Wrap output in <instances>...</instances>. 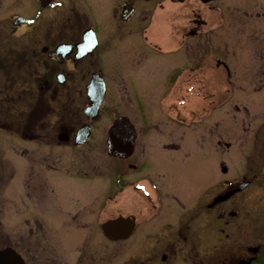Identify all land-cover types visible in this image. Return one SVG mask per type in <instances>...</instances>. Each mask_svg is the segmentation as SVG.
Instances as JSON below:
<instances>
[{
	"label": "flooded vegetation",
	"instance_id": "af4514ba",
	"mask_svg": "<svg viewBox=\"0 0 264 264\" xmlns=\"http://www.w3.org/2000/svg\"><path fill=\"white\" fill-rule=\"evenodd\" d=\"M216 1L0 0V29L10 28L18 47L0 58V144L9 151L0 155V264H120L134 254L123 264H264V243L253 252L245 245L247 215L228 206L253 181L230 193L238 181L231 187V178L224 180L228 197L214 201L215 154L208 151L209 171L203 158L201 168L208 176L190 200L180 175L189 137L185 143L161 129L195 123L204 94L214 118L219 77L232 94L224 61L234 55H222H230L226 42L217 46L215 38L230 20L223 8L215 13ZM255 4H241L243 17L258 19ZM65 7L71 13L56 22ZM263 46L257 42L262 71L234 77L246 79L237 93L264 90ZM147 76L154 83L138 89L134 80ZM87 153L104 155L108 166H87ZM151 155L165 165L148 170ZM192 157L198 156L188 153L186 160ZM53 174L90 183L76 185L75 193L55 185ZM189 182L184 187L192 188ZM129 190L143 220L137 211L105 220L86 214L88 197L98 211L102 201L117 204Z\"/></svg>",
	"mask_w": 264,
	"mask_h": 264
},
{
	"label": "rangeland",
	"instance_id": "374dc122",
	"mask_svg": "<svg viewBox=\"0 0 264 264\" xmlns=\"http://www.w3.org/2000/svg\"><path fill=\"white\" fill-rule=\"evenodd\" d=\"M237 1V2H236ZM217 0V10L215 13H219V9L223 10L229 15V22L217 29L215 31L216 43L218 45L227 46L225 51H229L230 55L224 54V56H232L231 61L225 59V64L229 66L231 72L232 81L231 86L232 94H225V89L230 87L227 78L218 77L216 81V93H214L215 111L214 118H208L209 98L207 94L200 97L199 103H202V110L199 111V115H195V123L187 124L183 127H175V124H168L167 127H161L165 129L166 133L173 136L183 135V140L189 137L191 146L187 147L186 144L183 146V159L184 167L180 170L183 181V193L189 197L190 200L194 198L197 188L201 187L202 177L208 176L204 175L202 167L204 165L202 158L208 154V151H213L215 154L214 166L211 167L214 182L216 184V192L224 189L222 187V182L231 178V181L236 183L239 180L251 179V187L248 188L246 192L239 194L228 206H237L240 210L239 215H247L246 218V246L263 244L264 243V132L259 131V123L264 122V90L261 94H242L237 93L236 90L239 86H244V78H238V76L244 77V75L252 74L255 71H262V64L260 65V50L257 48V42H264V0H257L258 5L255 4V16L253 19L249 17H243V13L240 12L241 4H250L253 0ZM30 6H24L25 11H29ZM70 8V7H69ZM64 8L56 11V16L54 19L56 22H62L69 15L70 9ZM79 15L82 14L81 10L77 8L75 10ZM50 17H47L44 23L50 22ZM156 19V18H155ZM3 29V30H2ZM0 29V58L5 56H10L11 52H17V40L15 41L14 35H10V28L3 27ZM259 38L257 41V37ZM28 41L26 38L23 39V46H26ZM224 47V45L222 46ZM221 47V48H222ZM264 48V46H263ZM259 50V51H258ZM222 51V50H221ZM264 53V49L263 52ZM264 58V54H262ZM254 58L257 61L254 64ZM258 65V66H257ZM135 86L138 89L147 87L154 83V77H145L134 80ZM225 94V95H224ZM224 96H226L227 101L224 103ZM262 98H261V97ZM262 99V102L259 101ZM185 113L192 111L186 110ZM197 112V110H196ZM11 114L6 115L8 118ZM12 117H15L12 115ZM199 123V124H197ZM172 124V125H171ZM213 134V136H212ZM220 144V145H219ZM224 144H230L227 148ZM9 151L4 150L0 144V155L8 153ZM189 156L197 155L198 157H192L186 160L187 155ZM84 164L91 166V164L106 167L108 162L104 159L106 157L101 155H94V153L85 154ZM157 156L151 155L147 164L148 170H154L157 166L165 165L161 160H156ZM204 159V158H203ZM206 160V170L208 168V160ZM106 161V162H104ZM223 162L227 168V173L220 172L219 165ZM4 171L6 170V162H1ZM171 170L172 166H169ZM213 175L211 177H213ZM210 177V178H211ZM191 180V182H189ZM52 181L59 188L68 189L72 192L79 193L75 186H88L89 181H82L74 176L64 177L62 175L53 174ZM185 181H188L192 188L184 187ZM210 179L206 182L209 183ZM110 182L109 179H105V185ZM105 188V187H104ZM181 188V189H183ZM1 190V187H0ZM84 196L83 191L80 192ZM1 195V191H0ZM77 194L72 193L71 199H78ZM123 195H128L126 198H121ZM132 191L123 192L120 197V201L116 204L112 199L102 201L98 207V211L91 210L90 201L94 198L88 197L86 204L87 215L96 216L100 220H105L117 211L123 213H136L140 220H143L144 214L139 206L138 197L133 196ZM84 203V202H83ZM116 204V205H115ZM97 211V212H96ZM50 224L57 225L59 223L58 214H54L50 218ZM130 242H125L122 244L121 250L123 248L127 249V245ZM134 255H124L120 257V264L127 262L129 258ZM234 256V255H233ZM233 258V257H232ZM131 263V262H130Z\"/></svg>",
	"mask_w": 264,
	"mask_h": 264
},
{
	"label": "water",
	"instance_id": "95a60500",
	"mask_svg": "<svg viewBox=\"0 0 264 264\" xmlns=\"http://www.w3.org/2000/svg\"><path fill=\"white\" fill-rule=\"evenodd\" d=\"M109 133H110V134H112V132H111V131H110ZM223 170H224V169H223Z\"/></svg>",
	"mask_w": 264,
	"mask_h": 264
}]
</instances>
